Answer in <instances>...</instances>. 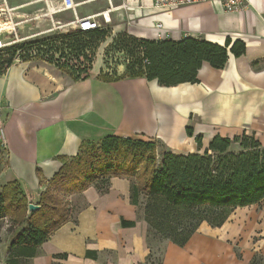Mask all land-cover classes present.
Wrapping results in <instances>:
<instances>
[{
    "label": "crops",
    "instance_id": "obj_1",
    "mask_svg": "<svg viewBox=\"0 0 264 264\" xmlns=\"http://www.w3.org/2000/svg\"><path fill=\"white\" fill-rule=\"evenodd\" d=\"M247 1L245 9L235 12L209 2L152 10L149 17L136 18L139 24L119 28L142 40L189 36L222 47L229 40L227 51L236 41L244 44V53L228 54L220 69L202 62L195 84L162 87L157 80L127 78L126 65L112 74L94 64L86 76L73 80L36 59L11 64L0 75L6 153L0 193L15 183L29 204L37 205L65 160L74 158L83 144H98L107 136L156 141L168 152L193 154L217 135L246 134L264 149V0ZM39 2L7 4L18 8L15 21L24 24L37 19L26 9ZM114 17L110 14L111 21ZM157 22L163 26L160 32L153 27ZM129 192V180L111 178L106 193L92 185L65 197L72 219L37 248L29 264H149L147 225ZM256 256L264 264V200L237 208L220 228L202 224L183 247L166 242L161 264H251Z\"/></svg>",
    "mask_w": 264,
    "mask_h": 264
},
{
    "label": "trees",
    "instance_id": "obj_2",
    "mask_svg": "<svg viewBox=\"0 0 264 264\" xmlns=\"http://www.w3.org/2000/svg\"><path fill=\"white\" fill-rule=\"evenodd\" d=\"M70 35L91 38L103 32L73 30L41 37L27 46L41 48L49 40L64 42ZM128 42L139 53L140 60L134 66H126L125 76L157 80L162 87L195 84L202 62L220 69L228 54L239 57L245 50L239 41L227 51L229 40L222 47L189 36L179 41L129 37ZM25 47L21 43L0 52V56L11 54L4 62L5 69L13 64L16 50ZM4 70L0 69V75ZM186 132L191 136L190 128ZM196 143L201 149L200 137ZM159 144L115 136H107L98 144H83L79 153L65 160L54 174L39 195V208L34 211L28 210L29 202L15 183L3 186L0 221L8 220L6 264H29L37 248L72 219L73 210L65 197L80 194L92 185H97L99 193H106L111 178L129 180V201L141 211L147 225L148 248L153 239L183 247L202 224L220 228L237 208L258 205L264 200V149L253 136L217 135L201 153L193 154L171 153L159 148ZM37 175L41 183L38 170ZM149 256L150 252L147 261ZM260 258L256 256L251 264H259L263 259Z\"/></svg>",
    "mask_w": 264,
    "mask_h": 264
},
{
    "label": "rangeland",
    "instance_id": "obj_3",
    "mask_svg": "<svg viewBox=\"0 0 264 264\" xmlns=\"http://www.w3.org/2000/svg\"><path fill=\"white\" fill-rule=\"evenodd\" d=\"M10 6H18L36 0H7ZM39 1V0H37ZM144 0V10L138 8H129L128 12L124 9H118L111 14L115 16L112 18L110 24L103 25L100 30L103 35L87 38V37H74L70 35L64 42L48 41L46 46H32L28 47L27 43L39 39L41 37H49L54 34H68L73 31L71 28L65 26L73 20L71 12H63L52 16L54 22L45 14L42 2L32 5L26 9L32 16L37 15V19H31L27 23L21 24L17 33L19 37L26 38L22 44L26 47L24 50L32 51V57L27 59H36L45 62L60 71L68 74L73 80L77 77H82L87 71L92 69V66H100L106 72L115 74L117 66L129 65L134 66L137 60H140L139 53L133 48V45L128 42V38L132 37L125 33L122 29L124 25L135 26L140 23L141 18L149 17L154 14L150 4ZM78 5L76 11L81 17L99 14L107 9V4L104 0L99 2H90L85 4L84 0H75ZM1 3V1H0ZM122 1L113 0L112 4L119 7ZM140 5V1L138 2ZM135 7V6H134ZM17 11V10H16ZM16 13V12H15ZM41 15L43 17H41ZM32 18V17H31ZM134 38V37H133ZM8 57L0 56V69L4 70V62L9 60ZM85 72V73H83ZM159 148L166 150L165 146L161 143ZM6 153L4 141L0 135V172L5 165ZM138 217L141 218V211ZM8 220L0 221V264H6L7 260V235ZM166 241L153 239L150 241L149 250L150 258L149 264H161ZM262 259V258H260ZM259 264H263V259Z\"/></svg>",
    "mask_w": 264,
    "mask_h": 264
},
{
    "label": "built area",
    "instance_id": "obj_4",
    "mask_svg": "<svg viewBox=\"0 0 264 264\" xmlns=\"http://www.w3.org/2000/svg\"><path fill=\"white\" fill-rule=\"evenodd\" d=\"M0 52H4L7 48L21 44L26 38H20L17 35V28L22 22L15 20L19 17L15 14L18 8L10 7L6 0H0ZM43 3V10H45L46 16H48L51 22L53 15L71 12L73 20L65 26L72 30L80 31L83 33L98 31L103 28V25L111 23L110 14L118 9H124L128 12V9L133 6H138L144 10V0H134L133 4H130L128 0H121L122 3L119 7H113L111 0H106L108 8L95 15H89L81 17L77 14V7L75 0H39ZM95 0H84L85 3ZM197 2H209L214 5H219L223 10L227 12H235L245 9L248 4L247 0H149L150 8L159 12L170 11L180 7L188 6ZM153 27L158 31L163 30V26L160 22L154 23ZM160 34V33H159ZM32 51L17 49L13 58V63L27 61L28 57H32ZM146 62V61H145ZM1 111V105H0ZM1 135V128H0ZM2 137V135H1ZM3 139V138H2Z\"/></svg>",
    "mask_w": 264,
    "mask_h": 264
},
{
    "label": "water",
    "instance_id": "obj_5",
    "mask_svg": "<svg viewBox=\"0 0 264 264\" xmlns=\"http://www.w3.org/2000/svg\"><path fill=\"white\" fill-rule=\"evenodd\" d=\"M39 207L37 205L29 204L28 205V210L29 211H34L37 210Z\"/></svg>",
    "mask_w": 264,
    "mask_h": 264
},
{
    "label": "bare ground",
    "instance_id": "obj_6",
    "mask_svg": "<svg viewBox=\"0 0 264 264\" xmlns=\"http://www.w3.org/2000/svg\"><path fill=\"white\" fill-rule=\"evenodd\" d=\"M207 132V131H206Z\"/></svg>",
    "mask_w": 264,
    "mask_h": 264
}]
</instances>
